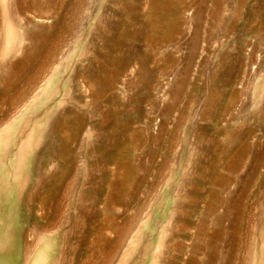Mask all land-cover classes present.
I'll list each match as a JSON object with an SVG mask.
<instances>
[{
  "label": "rangeland",
  "instance_id": "obj_1",
  "mask_svg": "<svg viewBox=\"0 0 264 264\" xmlns=\"http://www.w3.org/2000/svg\"><path fill=\"white\" fill-rule=\"evenodd\" d=\"M13 1L0 264H264V0Z\"/></svg>",
  "mask_w": 264,
  "mask_h": 264
},
{
  "label": "bare ground",
  "instance_id": "obj_2",
  "mask_svg": "<svg viewBox=\"0 0 264 264\" xmlns=\"http://www.w3.org/2000/svg\"><path fill=\"white\" fill-rule=\"evenodd\" d=\"M4 2V4H8L7 2H9V0H2ZM13 1V0H12ZM11 2V1H10ZM14 2V1H13ZM1 6V5H0ZM11 6V5H10ZM6 9V8H5ZM152 9V8H151ZM4 13H5V10H4ZM6 19V23H5V28H6V46H5V50H4V55L7 54V57L8 55L11 53H16L18 51L21 50V46L25 43L26 41V37L24 35V33H22V31L20 30V28H18L9 18L8 15H6L5 17ZM4 26V25H3ZM27 36V35H26ZM29 40V39H28ZM44 44V43H43ZM50 44V43H49ZM23 48V46H22ZM23 51V49H22ZM25 51V50H24ZM30 51V50H29ZM24 53V52H23ZM51 55V54H50ZM16 56V55H15ZM49 56V55H48ZM49 59V58H48ZM14 73V72H13ZM93 80V79H92ZM89 83V82H88ZM93 83V82H92ZM94 85V84H93ZM93 87V86H92ZM47 90V87H43L42 91H41V95L43 96L45 91ZM36 96H39V94L37 93L35 95ZM62 101V100H61ZM26 107L28 106L27 104L25 105ZM53 109V107H52ZM51 109V110H52ZM53 113V112H52ZM49 114V113H48ZM51 114V113H50ZM51 116V115H50ZM50 118V117H49ZM43 119V118H42ZM46 120V118H45ZM45 122V121H44ZM11 123H8L6 124L2 129H0V156L1 155H6L7 152H8V148H9V145H10V137H11V128L9 127ZM44 126V125H43ZM47 126V125H46ZM60 126V125H59ZM42 128V126H41ZM43 129V128H42ZM45 129V128H44ZM62 130H64V128L61 127ZM40 130V129H38ZM59 132V131H58ZM41 133V132H40ZM36 134V133H35ZM62 134V133H61ZM68 134V133H67ZM70 134V133H69ZM32 135V134H31ZM64 135V134H63ZM34 138V137H33ZM64 138V137H63ZM31 139V137H30ZM41 139V137H40ZM70 139V138H69ZM35 140V139H34ZM12 144V143H11ZM28 145V143H27ZM26 145V147H27ZM33 147V146H32ZM28 149V148H27ZM21 150V149H20ZM25 151V150H24ZM32 151V150H31ZM69 154V153H68ZM72 154V153H71ZM20 155V154H19ZM22 155V154H21ZM20 155V157H21ZM23 156V155H22ZM71 157V155H69ZM19 157V158H20ZM24 157V156H23ZM22 158V157H21ZM28 158V157H27ZM70 160V159H69ZM24 161V160H23ZM26 162V161H25ZM14 163V162H13ZM22 163V162H21ZM4 164V163H3ZM20 164V163H19ZM21 166V164L19 165ZM19 170V169H18ZM4 171V170H3ZM13 171V170H12ZM124 179V178H123ZM124 181V180H123ZM55 204V203H54ZM57 206V205H56ZM59 206V205H58ZM54 207V206H53ZM56 208V207H55ZM58 209V208H57ZM60 210V209H59ZM58 213V212H57ZM55 220V219H54ZM53 225V224H52ZM50 226V225H49ZM42 238V237H41ZM38 239V238H37ZM39 240V239H38ZM36 246V244H35ZM35 246H33L35 248ZM30 247V246H29ZM36 250V249H35ZM29 251V250H28ZM34 251V250H33ZM30 252V251H29ZM32 254V253H31ZM27 257V256H26ZM30 257V256H29ZM17 262V261H16ZM15 262V264H16ZM26 262V261H25ZM30 262V261H29ZM28 262V263H29ZM27 263V264H28ZM44 263V262H43ZM20 264V263H18ZM33 264V263H32ZM40 264V263H38ZM45 264V263H44Z\"/></svg>",
  "mask_w": 264,
  "mask_h": 264
}]
</instances>
